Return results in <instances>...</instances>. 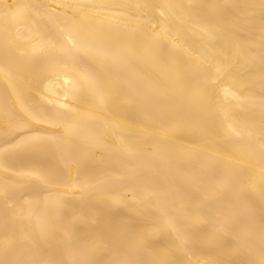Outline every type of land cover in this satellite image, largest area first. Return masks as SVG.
<instances>
[{"label": "bare ground", "instance_id": "obj_1", "mask_svg": "<svg viewBox=\"0 0 264 264\" xmlns=\"http://www.w3.org/2000/svg\"><path fill=\"white\" fill-rule=\"evenodd\" d=\"M0 264H264V0H0Z\"/></svg>", "mask_w": 264, "mask_h": 264}]
</instances>
